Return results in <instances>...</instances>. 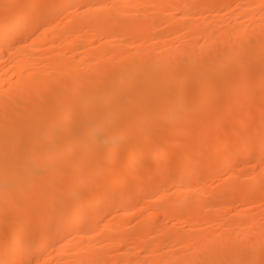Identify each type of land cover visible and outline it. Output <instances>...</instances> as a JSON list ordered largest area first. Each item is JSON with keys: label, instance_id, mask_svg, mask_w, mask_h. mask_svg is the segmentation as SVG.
<instances>
[{"label": "bare ground", "instance_id": "obj_1", "mask_svg": "<svg viewBox=\"0 0 264 264\" xmlns=\"http://www.w3.org/2000/svg\"><path fill=\"white\" fill-rule=\"evenodd\" d=\"M70 7L72 23L29 39ZM8 9L5 17L0 6V264H264V148L242 131L260 129L264 145V0H10ZM211 144L216 153H206ZM246 159L251 173L205 187L203 172L218 177ZM169 186L178 191L147 204ZM74 197L84 203L71 211ZM240 204L249 210L227 216L220 232L157 221L161 212L194 227ZM123 208L131 211L89 235ZM70 237L76 244L63 246Z\"/></svg>", "mask_w": 264, "mask_h": 264}, {"label": "rangeland", "instance_id": "obj_2", "mask_svg": "<svg viewBox=\"0 0 264 264\" xmlns=\"http://www.w3.org/2000/svg\"><path fill=\"white\" fill-rule=\"evenodd\" d=\"M9 5H10V0H3V1H0V6L1 7H3V8H5V9H7L6 11H4V15H5V17H10V11H9V9H8V7H9ZM51 7V5L50 4H47V6H46V8H50ZM237 8V6H236V4L235 3H233V4H231L230 6H228V8L226 9V10H224V11H222L221 12V14L222 15H224V16H226V18L227 19H230V16H231V13L233 12L232 10H235L236 8ZM75 8L74 7H70V8H68L67 9V14H65V15H62L61 17H58V18H56V19H54V20H52V21H50V22H48V23H46V24H44L41 28H37L36 30H34L32 33H30V36H29V39H33L34 38V36H36L38 33L40 34V32L42 33L43 31H44V29H46V28H48V27H66L68 24H70V23H72V21H73V19H72V15L70 14L69 15V13L70 12H72L73 10H74ZM177 14V13H176ZM175 15V14H174ZM216 14H213V17L215 16ZM175 18H171L172 19V21H175V20H178V18L180 19V14H177V17L176 16H174ZM215 17H217V16H215ZM214 17V18H215ZM15 18V17H14ZM14 18H11V19H9L8 20V23H12L13 22V20H14ZM214 20H216V19H214ZM222 20V19H221ZM221 20H216V21H221ZM175 22H178V21H175ZM162 28H163V26H161ZM160 27V28H161ZM14 36L16 35V32H14V34H13ZM74 35H77L76 33H74ZM178 35H182V34H171L170 35V39H176V37L178 36ZM69 38H73V36L72 35H70L69 36ZM104 39L105 38H103V41H104ZM148 41H146V40H144V43H147ZM82 52L81 53H84V52H86L85 50H81ZM129 53H131V54H133V53H135L137 50H136V48H134V47H132V48H130L129 50ZM230 97H232V96H230ZM231 99V98H230ZM232 99H233V97H232ZM234 100H232V102H233ZM235 102V101H234ZM251 103H252V100L250 101ZM249 102V103H250ZM236 104V103H235ZM235 110H236V108H235ZM239 111H241V110H239ZM234 112V111H233ZM238 112V111H237ZM242 112H244V110L243 111H241V113ZM238 113H240V112H238ZM236 114V113H233V114H236V116L237 115H241V113L240 114ZM235 127V126H234ZM249 127L251 128V129H255L256 127H254L253 125H249ZM248 126L247 127H245V128H247L248 129V131H247V129H246V131H245V128L242 130L245 134H251L252 133V135H256L254 138V149L255 148H257V150L258 149H262V148H264V145L262 144H260L259 145V143L258 142H255L256 141V138H257V134H258V132L257 131H260V129H255L256 130V132L257 133H254V131L252 132V130H250V128H249ZM262 130H264V129H262ZM215 131V132H214ZM214 131H212L211 132V137H213L214 135H215V133H217L218 131L217 130H214ZM213 132H214V135L212 136V134H213ZM242 132V133H243ZM251 132V133H250ZM260 133V132H259ZM195 137H193L192 139H190V141L192 142L193 141V139H194ZM237 140V139H236ZM213 144H211V146L210 145H208L209 147H208V149L206 148V150L208 151H206V153H211V151H212V154L215 152L216 153V148L215 147H217V146H215V145H213ZM218 148V147H217ZM218 150V149H217ZM256 150V149H255ZM214 151V152H213ZM157 153V152H156ZM156 153H154L153 155H155V156H157V154ZM161 154V153H160ZM152 155V153L149 155V157H147V160L146 161H149L150 162V160H152L153 158H155V156H151ZM153 157L152 159H149V158H151V157ZM159 157H161V156H159ZM158 157V158H159ZM176 158H179V157H176ZM175 158V159H176ZM146 161H144V163H143V161H141L140 162V164L142 165V166H140V167H143L144 165H146L145 163H146ZM218 162H220L219 163V165L221 164V162H222V164L225 162V160H223V158H221V159H219L218 160ZM151 163V162H150ZM149 164H147V166H148ZM252 165H253V162H252V160L250 159V160H248V159H246V161H239L238 163H236L235 164V166H232L229 170H226L225 172H223L222 174H220L218 177H210V176H208L206 173H204L203 172V175L204 176H206L207 178H206V184H205V187L209 190V189H214V191H216V190H219V189H221L222 187V185H223V183H224V181L226 182V180H227V182H230V180H231V182L234 180V181H238V177H239V175H242V172L243 173H245V172H250L251 173V168H252ZM138 166V165H137ZM145 168H147L146 166H145ZM259 169H261V170H264V163L261 165V168H259ZM146 170V169H145ZM241 173V174H240ZM101 176V175H100ZM99 176V178H101ZM104 176V175H103ZM109 176H110V174H109ZM238 176V177H237ZM111 177V176H110ZM236 177V178H235ZM107 178H108V175H107ZM106 178V179H107ZM162 178V180H163V177H161ZM164 178H166V177H164ZM167 179V178H166ZM230 179V180H229ZM233 179V180H232ZM235 179H237V180H235ZM70 180H71V182L72 183H80L81 182V178H80V176H79V174L78 175H76L75 176V178H70ZM149 180V179H148ZM158 180H160V178L158 179ZM157 181V180H156ZM163 181H165V180H163ZM153 182H154V180H153ZM145 183H146V181H145ZM147 183H152L150 180H149V182H147ZM53 186H51V188H52ZM221 187V188H220ZM177 188H179L178 186H177ZM178 191V189H176L175 188V186H169V187H167V188H164V189H162V190H160V191H158V192H156V193H154V194H151V195H149L148 197H147V199H146V202H147V204L151 207V204H153L156 200L158 201V199H163V197H165V198H168V197H171V196H173L177 191ZM88 191V189H86V188H82L81 190H80V193L82 194V195H84L86 192ZM63 195H68V192H65ZM116 198L114 199V200H111L112 202H110L112 205H114L115 203L117 204V203H120V201L122 200V194H121V192L119 191V192H117L116 193V196H115ZM55 199H56V195L54 194V191H52V201H55ZM85 199V198H84ZM86 200V199H85ZM153 201V202H152ZM72 204H71V206L69 207V209L68 210H73V209H75L79 204H83L84 202H81V200H80V198L79 197H74L73 198V201L71 202ZM111 204L109 205H106V206H103V207H101L100 209H98V210H94V209H91L90 208V205H89V210L88 211H86L83 215L84 216H86L87 217V219L88 218H90L92 215H94V214H96V213H100V214H102V213H104L105 212V210H107L110 206H111ZM68 205H66V206H60V207H54L53 206V208H52V213H59V212H62L63 210H65L66 209V207H67ZM262 206H264V205H262ZM261 205H259V206H257V210L258 211H260L262 208L264 209V207H262ZM259 207H261V208H259ZM256 208V207H255ZM259 208V209H258ZM153 209V208H152ZM242 209H245V210H249V208H248V206H247V204H240V205H236V207L234 208H232L231 210H229V215H227L226 214V216H225V218H222L221 220H219V221H215V222H210V223H204V224H198V226H192L189 222H187L185 219H180V220H167V219H165V217L163 216V214L161 215V212H160V217H158V219H157V221H158V224L160 225V226H164V225H168V226H173V225H175L176 227H178V228H182L183 230H190V229H192V228H195V229H204V230H208V229H210L211 231H218V232H220L222 229H225L226 227H227V216L228 217H232V216H236V211L237 210H242ZM68 210H66V211H68ZM151 210V209H150ZM150 210H147V211H145L144 212V215H146V214H149V212H150ZM155 211H158L157 209H154ZM131 210H129V209H119V210H117L116 212H114V213H112V214H110V215H106L105 216V219L104 220H100V221H98L96 224H93V225H90L89 227H90V229L92 230H94L93 231V233H91V234H89V235H93V236H95L96 238H98V236H100V232H101V230L103 229V227L105 226V225H108V224H116V222L119 220V217H121L122 216V214H124V213H127V212H130ZM261 213H264V211L262 210L261 211ZM262 217H264V215L262 216ZM36 219H38V218H36ZM89 220V219H88ZM115 221V222H114ZM263 221H264V218H263ZM89 227L87 226L86 228H88L89 229ZM161 227V228H162ZM84 228H85V226H84ZM214 229V230H213ZM217 229V230H216ZM155 236V234H152L151 235V237H154ZM95 237H90V238H88V239H86L85 240V244H95L96 242H95ZM78 241V239L76 240L75 239V237L74 238H65V239H63L62 241H61V244L64 246V245H75L76 244V242ZM58 250L56 249L54 252H51L49 255H48V257H46V258H56L57 257V254H58ZM43 261V260H42Z\"/></svg>", "mask_w": 264, "mask_h": 264}]
</instances>
